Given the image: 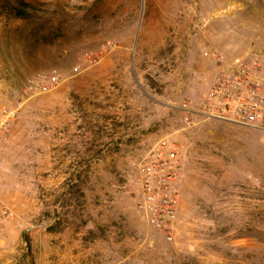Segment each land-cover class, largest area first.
<instances>
[{"label": "rangeland", "instance_id": "374dc122", "mask_svg": "<svg viewBox=\"0 0 264 264\" xmlns=\"http://www.w3.org/2000/svg\"><path fill=\"white\" fill-rule=\"evenodd\" d=\"M252 44L264 0H0V112L19 108L0 264H264V131L192 117L219 57ZM158 152L175 156L170 241L135 211Z\"/></svg>", "mask_w": 264, "mask_h": 264}, {"label": "built area", "instance_id": "2783aa9c", "mask_svg": "<svg viewBox=\"0 0 264 264\" xmlns=\"http://www.w3.org/2000/svg\"><path fill=\"white\" fill-rule=\"evenodd\" d=\"M58 78L57 71H52L45 83L32 85L29 90L33 94L45 93L58 83ZM18 110L16 106L0 112V134ZM192 117L264 131V78L252 75L244 62L222 68L215 75L202 104L192 108ZM185 122L189 124L190 118L186 117ZM172 148L167 140L159 147L160 150ZM171 153L163 156L158 152L142 165L140 195L135 203L141 220L168 241L173 238L178 215V194L172 188L175 156Z\"/></svg>", "mask_w": 264, "mask_h": 264}, {"label": "crops", "instance_id": "0c3cea01", "mask_svg": "<svg viewBox=\"0 0 264 264\" xmlns=\"http://www.w3.org/2000/svg\"><path fill=\"white\" fill-rule=\"evenodd\" d=\"M220 65L217 67L215 74H217L222 68L229 65H236V63H246V66L250 69L252 75L261 76L264 78V50L259 49L256 44H252L250 47L245 48L240 55H237L232 61H225L221 56L218 59Z\"/></svg>", "mask_w": 264, "mask_h": 264}]
</instances>
